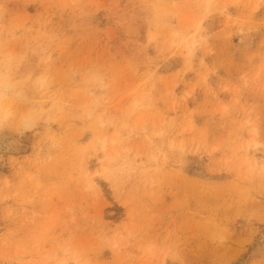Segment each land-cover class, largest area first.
<instances>
[{
    "label": "rangeland",
    "instance_id": "rangeland-1",
    "mask_svg": "<svg viewBox=\"0 0 264 264\" xmlns=\"http://www.w3.org/2000/svg\"><path fill=\"white\" fill-rule=\"evenodd\" d=\"M1 78L0 264H264V0H0Z\"/></svg>",
    "mask_w": 264,
    "mask_h": 264
},
{
    "label": "bare ground",
    "instance_id": "bare-ground-1",
    "mask_svg": "<svg viewBox=\"0 0 264 264\" xmlns=\"http://www.w3.org/2000/svg\"><path fill=\"white\" fill-rule=\"evenodd\" d=\"M2 87H4V79L3 78H1L0 79V88H2ZM2 94V92L0 91V95ZM15 142L14 141H12V140H10L9 142H7L6 143V146L7 147H13V146H15ZM65 261H61V264H63Z\"/></svg>",
    "mask_w": 264,
    "mask_h": 264
}]
</instances>
